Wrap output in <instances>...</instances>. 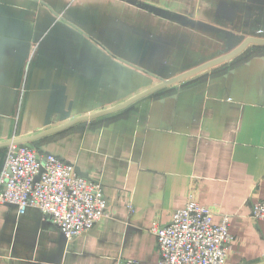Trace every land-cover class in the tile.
I'll return each instance as SVG.
<instances>
[{
	"label": "crops",
	"instance_id": "crops-1",
	"mask_svg": "<svg viewBox=\"0 0 264 264\" xmlns=\"http://www.w3.org/2000/svg\"><path fill=\"white\" fill-rule=\"evenodd\" d=\"M45 133L108 216L69 241L0 204V264H160L152 227L191 199L229 217L226 264H264V0H0V172Z\"/></svg>",
	"mask_w": 264,
	"mask_h": 264
},
{
	"label": "built area",
	"instance_id": "built-area-1",
	"mask_svg": "<svg viewBox=\"0 0 264 264\" xmlns=\"http://www.w3.org/2000/svg\"><path fill=\"white\" fill-rule=\"evenodd\" d=\"M0 204L15 205L21 215L31 207L40 209L69 241L90 232L108 216L100 185L81 177L74 165L42 154L30 143L7 147L0 172ZM214 218L210 208L191 199L169 225L154 223L160 264H226L235 238L228 216L219 226ZM251 218L264 221V202L253 204Z\"/></svg>",
	"mask_w": 264,
	"mask_h": 264
},
{
	"label": "water",
	"instance_id": "water-1",
	"mask_svg": "<svg viewBox=\"0 0 264 264\" xmlns=\"http://www.w3.org/2000/svg\"><path fill=\"white\" fill-rule=\"evenodd\" d=\"M205 68H202V69H199V70H196V71H193V72H191V73H188V74H186V75H184L182 78L184 79V78H188V77H190V76H192V75H195V74H197V73H199L200 71H202V70H204ZM176 81H172L171 83L173 84V83H175ZM171 83H169V84H171ZM164 86L165 85H163L162 87H160V88H164ZM159 88V89H160ZM159 89H157V90H159ZM157 90H154L153 92H155V91H157ZM117 111V109H115V110H111V111H108V112H106V113H103V114H101V115H106V114H109V113H113V112H116ZM99 116V115H98ZM83 120H86V119H84V118H82V119H79L78 121H75L74 123H71V124H69V125H66V126H64V127H62L61 129H57V130H55V131H53V132H56V131H59V130H63V129H65V128H67V127H69V126H72L73 124H75V123H77V122H81V121H83ZM52 132V131H51ZM51 132H49V133H51ZM49 133H45L44 135H39L38 137H30V138H26V139H14V140H12V141H9L8 143H6L5 145H6V147H8L9 145H11V144H25V143H30V144H32L33 143V141L34 140H36V139H38V138H40V137H42V136H45V135H47V134H49ZM81 176V175H80ZM81 177H84V176H81ZM84 178H87V177H84ZM88 179V178H87Z\"/></svg>",
	"mask_w": 264,
	"mask_h": 264
}]
</instances>
